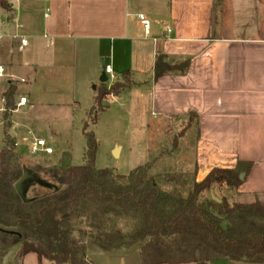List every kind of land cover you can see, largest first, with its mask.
Segmentation results:
<instances>
[{
	"label": "crops",
	"instance_id": "crops-1",
	"mask_svg": "<svg viewBox=\"0 0 264 264\" xmlns=\"http://www.w3.org/2000/svg\"><path fill=\"white\" fill-rule=\"evenodd\" d=\"M7 1L10 8L0 3V65L5 68L0 77V124L10 86L16 88L17 102L21 96L28 98L23 107L30 112L42 103L65 105L68 101L59 98L75 84L77 109L81 95L88 94L94 81H102L105 66L111 65L116 78L129 72L132 86L104 100L145 98L148 112L158 120L198 114L194 181H202L214 168L252 162L244 182L229 188L234 195L228 201L251 203L264 197V0H222L217 12L215 0ZM139 12L152 20L149 78H136L135 66L129 64L144 53L132 43L134 26L136 35H142ZM165 24L173 27L168 37ZM22 39L27 43L21 47ZM160 54L172 65L189 59L185 73L170 72L154 81ZM23 107L9 110L8 117L16 152L26 160L33 157H25L20 146L27 142L25 134L32 135V141L40 138L35 134L40 126L16 116ZM4 146L3 133L0 150ZM133 251L140 254L139 249L123 254L90 251L88 258L95 264L98 257L123 258Z\"/></svg>",
	"mask_w": 264,
	"mask_h": 264
},
{
	"label": "trees",
	"instance_id": "trees-1",
	"mask_svg": "<svg viewBox=\"0 0 264 264\" xmlns=\"http://www.w3.org/2000/svg\"><path fill=\"white\" fill-rule=\"evenodd\" d=\"M0 3L10 8L7 0ZM221 5L222 0H215V12ZM189 63L188 59L172 65L167 55L160 54L153 79L157 81L170 72L185 73ZM125 88L120 81L109 88L103 85L96 104L103 109L106 96H119ZM15 91L10 86L5 93V146L0 150V258L21 245L20 257L34 253L40 263L94 264L88 258L90 251L123 254L139 249L143 264H264V200L231 204L224 194L221 202L201 200L203 192L216 183L219 187L238 188L251 171L252 162L240 161L232 169H212L202 181H194L185 197L177 189L163 191L156 177L149 176L147 165L118 177L114 169L97 168V141L94 133L87 131L86 163L38 165L36 171L49 173L57 189L25 201L16 188L24 175L23 158L9 134L8 111L15 109ZM189 117V124L196 119L198 125V114L192 112ZM117 178L126 179V183H118ZM114 218L135 221L132 231L125 233L108 226Z\"/></svg>",
	"mask_w": 264,
	"mask_h": 264
},
{
	"label": "rangeland",
	"instance_id": "rangeland-1",
	"mask_svg": "<svg viewBox=\"0 0 264 264\" xmlns=\"http://www.w3.org/2000/svg\"><path fill=\"white\" fill-rule=\"evenodd\" d=\"M136 31L137 28L134 26L133 36L135 38L132 43L137 47L142 46L144 53L137 61L134 57V62L129 64L135 66L136 78H149L153 76V70L150 71L149 68V52L152 49V43L149 40L150 37L144 35L143 30H141V36H137ZM127 78L129 81H126ZM116 81L125 83L126 88L124 90L132 86V80L128 75L116 79L109 78L106 82L98 79L91 84L88 94L81 95L79 106L76 109V86L74 84L70 88L71 90L65 88L64 95L59 98L64 102L68 101L65 105L42 103L35 106L30 112L28 107H23L16 114V116L21 115V117L36 120L35 122L40 128L36 130L35 134L45 139L54 150L50 155L45 153L32 154L30 144L33 137L25 134L28 139L27 142H22L20 151L25 157H33V159H22L24 167L37 173L39 178L46 182V184L38 183L35 179H31L34 182L32 184L28 182V190L25 193L28 201L38 194L56 190L58 186L49 173L36 171L38 165L67 167L86 163L87 137L85 132L87 131H92L97 141L94 161L97 168L114 169L115 175L118 177L128 175L139 166L147 165L149 176L156 177V179L161 178L158 184L163 191L177 189L185 197L188 195L193 188L196 173V144L198 140L196 119H191L190 124L189 116L167 117L158 120L148 112L145 98H140L138 102L135 99L137 97L131 99L129 96H124L117 102L112 99L103 100L104 108L100 109L94 96L98 95L103 85L109 83L113 85ZM14 100L17 103L16 96ZM132 100H135L134 106ZM3 133L4 124H0V144ZM116 146L118 147L116 148ZM115 148L117 153H115ZM36 161H40L41 164H37ZM117 180L118 183H126V179L117 178ZM215 187L211 191L203 192L201 200L217 202L221 200L220 195L224 194L227 199L233 201L232 196L234 194L229 192V188L225 186ZM262 199L264 200V197ZM134 223L135 221L130 219L114 218L107 225H114L125 233H129L132 231ZM83 226H86V223ZM19 247L20 245L14 246L8 252L5 260L4 257L6 256L0 258V264L53 263L48 260L40 263L34 253L20 257ZM140 257L141 254L133 251L128 257L123 258L98 257L95 259V264H141Z\"/></svg>",
	"mask_w": 264,
	"mask_h": 264
},
{
	"label": "built area",
	"instance_id": "built-area-1",
	"mask_svg": "<svg viewBox=\"0 0 264 264\" xmlns=\"http://www.w3.org/2000/svg\"><path fill=\"white\" fill-rule=\"evenodd\" d=\"M46 16L48 14L46 13ZM139 21L141 30H143L145 36H150L152 33V20L143 12L136 14ZM173 27L170 24H165V36L168 37L172 34ZM27 41L25 39L21 40V47L26 45ZM105 74L110 75L112 79H116V75L113 73L111 65L105 66ZM5 75V68L0 65V77ZM28 104V98L26 96H21L17 102L16 108L13 111L18 110L20 107L26 106ZM31 152L32 153H45L52 154L54 152L53 148L50 147L47 141L43 138H34L31 142Z\"/></svg>",
	"mask_w": 264,
	"mask_h": 264
},
{
	"label": "water",
	"instance_id": "water-1",
	"mask_svg": "<svg viewBox=\"0 0 264 264\" xmlns=\"http://www.w3.org/2000/svg\"><path fill=\"white\" fill-rule=\"evenodd\" d=\"M107 76L106 74H104L103 78H102V81L103 82H106L107 81ZM117 150V149H116ZM115 150V153H117V151ZM244 173L241 174V178L244 177ZM40 176L37 174V173H34L32 171H30L27 167L24 168V175L23 177L18 181V183L16 184V188L18 190V192L20 193V195L22 196V198L25 200V201H28L25 197V193L27 192L28 190V186H29V183L32 184L34 183L32 180L35 179L36 182L38 183H42V184H46V182L42 181L40 178ZM32 179V180H31ZM31 180V181H29ZM161 181V178H157L156 179V182L159 183Z\"/></svg>",
	"mask_w": 264,
	"mask_h": 264
},
{
	"label": "bare ground",
	"instance_id": "bare-ground-1",
	"mask_svg": "<svg viewBox=\"0 0 264 264\" xmlns=\"http://www.w3.org/2000/svg\"><path fill=\"white\" fill-rule=\"evenodd\" d=\"M117 151V150H116Z\"/></svg>",
	"mask_w": 264,
	"mask_h": 264
}]
</instances>
